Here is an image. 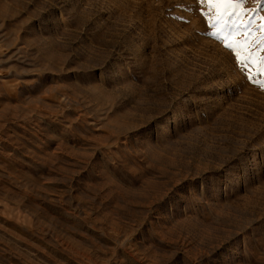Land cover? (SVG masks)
<instances>
[{"label": "rangeland", "instance_id": "obj_1", "mask_svg": "<svg viewBox=\"0 0 264 264\" xmlns=\"http://www.w3.org/2000/svg\"><path fill=\"white\" fill-rule=\"evenodd\" d=\"M208 11L0 0V264H264V87Z\"/></svg>", "mask_w": 264, "mask_h": 264}, {"label": "snow or ice", "instance_id": "obj_2", "mask_svg": "<svg viewBox=\"0 0 264 264\" xmlns=\"http://www.w3.org/2000/svg\"><path fill=\"white\" fill-rule=\"evenodd\" d=\"M199 3L209 10L202 15L215 29L210 34L234 55L236 66L247 75L249 82L264 87V80L256 79L264 76V55L260 54L264 52V22L256 23L254 13L249 16L244 7L247 0H199ZM260 20L264 21V17Z\"/></svg>", "mask_w": 264, "mask_h": 264}]
</instances>
